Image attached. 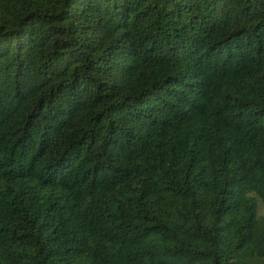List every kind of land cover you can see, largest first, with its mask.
I'll list each match as a JSON object with an SVG mask.
<instances>
[{"label": "trees", "instance_id": "obj_1", "mask_svg": "<svg viewBox=\"0 0 264 264\" xmlns=\"http://www.w3.org/2000/svg\"><path fill=\"white\" fill-rule=\"evenodd\" d=\"M261 205L264 0H0V264L264 261Z\"/></svg>", "mask_w": 264, "mask_h": 264}, {"label": "rangeland", "instance_id": "obj_2", "mask_svg": "<svg viewBox=\"0 0 264 264\" xmlns=\"http://www.w3.org/2000/svg\"><path fill=\"white\" fill-rule=\"evenodd\" d=\"M259 215L264 219V206H260ZM232 264H264V261L257 258L250 248H245L242 252L232 258Z\"/></svg>", "mask_w": 264, "mask_h": 264}, {"label": "clouds", "instance_id": "obj_3", "mask_svg": "<svg viewBox=\"0 0 264 264\" xmlns=\"http://www.w3.org/2000/svg\"><path fill=\"white\" fill-rule=\"evenodd\" d=\"M259 203H260V201L258 200V201L256 202V204L259 205Z\"/></svg>", "mask_w": 264, "mask_h": 264}]
</instances>
